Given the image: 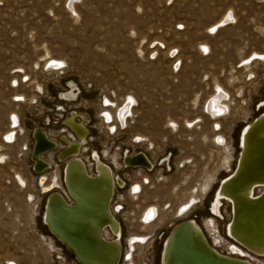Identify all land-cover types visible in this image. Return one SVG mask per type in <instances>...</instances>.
<instances>
[{"label":"rangeland","instance_id":"obj_1","mask_svg":"<svg viewBox=\"0 0 264 264\" xmlns=\"http://www.w3.org/2000/svg\"><path fill=\"white\" fill-rule=\"evenodd\" d=\"M68 82L76 86L73 101L60 95ZM219 93L226 107L214 119L206 103ZM126 102L131 112L119 123ZM262 102L264 0H0V264H77L42 223L33 130L60 145L59 136L69 135L63 120L75 114L90 132L79 155L86 164L93 151L107 162L124 149L151 160L150 171L112 168L125 184L113 202L123 204L122 243L130 234L149 237L131 249L133 264H159L161 241L181 220L176 209L198 185L230 172L223 158L237 154L236 136L264 111ZM58 150L42 155L50 163L46 182L60 177ZM137 184L140 193L129 195ZM213 189L198 190L186 209L210 234ZM150 205L158 216L144 226ZM220 208L217 250L226 253L229 205Z\"/></svg>","mask_w":264,"mask_h":264},{"label":"water","instance_id":"obj_2","mask_svg":"<svg viewBox=\"0 0 264 264\" xmlns=\"http://www.w3.org/2000/svg\"><path fill=\"white\" fill-rule=\"evenodd\" d=\"M68 86L75 88L73 82H68ZM68 93L69 91H66L60 95L64 99L75 98L74 93H72L71 98H67L65 95ZM75 117V114H70L63 123L75 133L80 143H70L61 137V140L66 142L68 147L57 154V159L60 162L78 155L79 147L81 143L86 141V136L89 133L88 128L75 121ZM68 120H71L72 124H69ZM75 127H79L82 131L78 133ZM244 130L246 131L245 142L238 151L235 169L219 182L216 192L220 190L223 199L232 200V215L227 226L231 225L234 230L238 226L243 234L249 231L253 232L259 240V244H264V190L256 196L252 197L251 193L250 198H240L241 192L248 187L255 185L264 187L261 183L264 181V111L246 124L241 132ZM32 139L33 146L30 155L33 162L32 170L39 175L38 182L44 183L46 179L42 173L48 167L38 156L54 149L55 146L46 139L44 131L39 129L33 130ZM93 153L94 151L91 155ZM73 161L76 162V170L72 176L68 177L65 185L74 200V204L69 205L61 194L50 192L54 187L51 184L44 187L42 191L47 196L44 212L41 216L42 223L80 264H117L121 255L120 224L109 210L114 186L111 167L102 162L106 170L104 177H101L103 173L90 177L86 172L84 162L79 157L69 161L65 165V169ZM123 164L127 167L141 166L148 170L152 168L148 157L143 152H138L132 156L125 155ZM95 171L100 173L97 167H95ZM115 181L118 186L123 185L121 178L115 177ZM223 181L225 183H222ZM53 194L59 195L55 202L52 199ZM214 215L218 216L217 214ZM191 221L193 220L180 221L167 236V239L172 238L170 264H250L245 260L228 258L214 252L207 245L202 231ZM183 225H189V227L177 230ZM104 228L109 229L115 236L113 240L104 241L102 234ZM191 230L200 236L202 246L196 245ZM230 237L244 246L233 235ZM103 243L112 246L113 249H110L106 256L102 249ZM164 250L161 252L160 263Z\"/></svg>","mask_w":264,"mask_h":264},{"label":"bare ground","instance_id":"obj_3","mask_svg":"<svg viewBox=\"0 0 264 264\" xmlns=\"http://www.w3.org/2000/svg\"><path fill=\"white\" fill-rule=\"evenodd\" d=\"M73 2H76V1H73ZM224 20H227V17H225ZM51 62H53V61H51ZM53 64L58 65L57 62H53ZM65 96L67 98H71L72 97V90L69 91V93L66 94ZM221 98H222V94L221 93H219L217 95H211L209 97L207 103H206V109H207V111L212 116H214V119H219L221 117V115L225 111L226 105H225L224 102L221 101ZM69 100H73V99H69ZM261 105H264V102H262ZM130 112H131V109H129V104L128 103L127 104H124L123 106H121L118 109V111H117V120L119 121V123H121L122 121H124L128 117L127 114L130 113ZM104 118H105V120H110V118L108 119V116L107 115ZM67 122L70 124L71 123V120H68ZM242 128L240 129L238 135L236 136L237 154L236 155H233V154H230L229 151H228L227 155H225L224 158H223V164L225 165V166L223 165V167L228 168L227 170H229L230 172L228 174H226V176L222 177L216 183L213 182V181H211V179H208V182L207 183H204L202 185H198L199 187H197L195 189V193H193V195H191V197H189V198H192V199H188L185 205H186L187 208H189L194 203H196V199H197V195H198V190H199V193L202 194V196L203 195L206 196L207 193H208V191L211 188L213 189V186L215 185L214 189L212 190L213 192H212L211 200L209 201V204H208L209 215L211 217H209V219H207V221L205 220L206 221L205 223H207V226L212 231L211 232L212 234H210V232L207 231L208 229L205 227V225H203L204 226V229H202V227L200 226V224H198L194 219H192L193 221H191V223L193 225H195L196 227H198L202 231L203 236H204V239H205L207 245L214 252H216L217 254L223 255V256L228 257V258L245 260L246 262H248L250 264H254L252 261L256 262L257 264H264V244H259V240L257 239V237H255V235H254L253 232H250L249 231L248 233L243 234L238 229V226H236L235 230H234V227L231 228V225H228L227 226V223L231 219V215H232L231 214V203H232V200L229 199V198L223 199V195L220 192V190L216 192V190L218 188V185H219V182L222 179H224L225 177L229 176L234 171V169H235V166H236V163H237V158H238V151H239L240 147L243 146V144L245 142V139L244 138H245V132L246 131L244 130L243 132H241L242 131ZM75 130L78 133H80L82 131L79 127H75ZM44 133H45L46 139L49 140L50 142H52L53 145L56 147V143L48 137V135L46 134V132H44ZM214 137H215V139L217 141L220 140V143L218 142L219 145L224 146L225 139L221 135L216 134ZM73 142H76V141L73 140ZM78 151L79 152L81 151V147H79V150ZM46 153L51 155V150H48ZM78 156H71V158L66 159L65 161H63L62 162V167L60 169V177L59 178L58 177H53V178H51L47 182L45 181L44 183H40L41 184L40 189H43L44 187H47V186H49L51 184L54 187L51 189L50 192H56L58 194H61L62 197L64 198V200L67 202V204L73 205L74 204V200L71 198L70 193H69V190H68V188L66 187L65 184H66V180L68 179V177L72 176V174L76 170V162L73 161V162L69 163L67 165L66 169H65V165L69 161L74 160L76 157L78 158ZM90 157L93 158V159H91ZM90 157H89V159H90V161H92V169H93V172H95V173L94 174L93 173H89L88 169L85 166L87 174L90 177H95V176L100 175V174L103 173V175L101 177H104V172L106 170H105V167L103 166V163H102V160H101V157L99 156V154L96 151H94V153ZM38 158L40 160L44 161L40 157V155L38 156ZM112 159H113V163H115V158H112ZM220 159H222V158H220ZM44 162L47 165L49 164V161H44ZM116 164H117V161H116ZM150 166H151V162H150ZM95 167L98 168V170L100 172L99 174L96 173ZM46 169L43 171V173L46 171ZM43 176L45 177V175H43ZM38 178H37V182H38ZM211 178H213V176ZM45 179H46V177H45ZM222 183H225V181H223ZM261 183L264 185V181H262ZM22 184H23V182H22ZM133 187H135L138 190V187L137 186H133ZM62 188H63L65 194H63V192L60 191V190H62ZM255 189L258 192H255ZM99 190H102V189H99ZM263 190H264V187L261 186V185H255L254 187L253 186L248 187V188L244 189L241 192L240 198H243V197H249L250 198L251 193H252V197L253 196H256V195L260 194ZM75 192L78 193V191H75ZM58 194H53L52 199H53L54 202L58 198V196H59ZM46 196L47 195H45V198H46ZM229 201H231V202H229ZM224 202L228 203V205H229L228 215H229V213H230V215L228 217L227 222L225 223V226H224L223 231H224V234L227 236V238L229 240L225 244V250H226L227 253H220L217 250V248L221 247L224 244H223L222 238L220 237L221 234L219 233V230L217 229L218 227L216 225V222H217L218 216L219 215L221 216V208H219V206L223 205ZM44 203H45V200H44ZM182 206H184V205H182ZM156 210L157 209L155 207H153L152 205H150L149 207H147L144 210L143 216L146 215L147 213H149L146 216L147 217H151V215H155ZM43 212H44V204H43V207H42V213ZM211 212L213 214H211ZM42 213H41V216H42ZM214 214H217L218 216H216ZM186 220H188V219H186ZM190 220H191V218H190ZM214 220H216V222ZM175 225H177V224H175ZM174 226H172V228ZM186 227H189V225L180 226V227L177 228V230H180V229H183V228H186ZM172 228L170 230H172ZM170 230L168 231V233L165 235V237L161 241L160 251H159V255H158V262H159V264H170V255H171V250L170 249H171V240H172V238L167 239V236L169 235ZM191 232L193 233V237H194V240L196 242V245L202 246L203 243L200 241V236H198L197 234H195L193 230H191ZM205 233H207V235ZM102 234H103V231H102ZM217 234H219V235H217ZM211 235L220 244L218 246L215 245L216 246L215 247L216 249L210 245V243H209V241L207 239V238H209L211 240ZM229 235L230 236L233 235V237L235 239H237L238 241H240L245 247L242 246L237 241H235ZM136 236L139 237V238H137L136 241L144 242L145 239H146L145 236H143V235H136ZM103 237H104V235H103ZM103 239H104V241H111L114 238H109V236H107V237H104ZM120 242H121V236H120ZM103 247H102V249L105 252V256L110 252V249L113 250L112 249V246L107 245L105 243H103ZM131 249L132 250L134 249V245L131 246ZM163 249H165V250L163 251L162 262L160 263L161 252H162ZM11 264H14V263H11Z\"/></svg>","mask_w":264,"mask_h":264},{"label":"built area","instance_id":"obj_4","mask_svg":"<svg viewBox=\"0 0 264 264\" xmlns=\"http://www.w3.org/2000/svg\"><path fill=\"white\" fill-rule=\"evenodd\" d=\"M72 90V93H74V95H75V98L73 99V100H75L76 99V97H77V94L75 93V91H76V86H75V88H71V87H69L68 85H67V91H71ZM62 98V97H61ZM62 100H64V101H73V100H69V99H64V98H62ZM126 103H128V102H126ZM126 103H124V104H126ZM123 104V105H124ZM129 107H130V103H129ZM124 120V119H123ZM64 121V120H63ZM105 121V120H104ZM63 125L65 126V128H66V131L67 132H69V135H67V134H62V135H60L59 136V143H60V145H58L54 140V142L56 143V147L55 148H57V147H59V150H58V152H57V154L60 152V151H62V150H64V149H66L67 147H68V144L66 143V142H64V141H62L61 140V137H64L68 142H70V143H80V140L78 139V137L75 135V133H73L72 132V130H70V128L68 127V126H66L64 123H63ZM89 134H90V132L88 133V135L86 136V141L84 142V143H81V145H80V147H81V151H82V148L86 145V143H87V138H88V136H89ZM33 140V139H32ZM73 140H75L76 142H73ZM142 140L141 139H137L136 141H135V143H139V142H141ZM4 143H6V144H10V143H12V141H9V139L8 138H6V137H4ZM32 146H33V143H32ZM55 148L54 149H52V150H55ZM31 149H32V147H31ZM31 149H30V153H31ZM51 150V151H52ZM84 150H86V148H84ZM80 151V152H81ZM80 152L78 153V155H80ZM138 152H133V153H129V150L128 149H124L123 151H121L120 153H119V156L117 157V162H118V164H115V163H113V159H110V160H108L107 162L103 159V156H101V155H99L100 157H101V160H102V162H104L105 164H107L108 166H110L111 167V170H112V175H113V183H114V186H113V195H112V198H111V200H110V202H109V210H110V212L112 213V215L118 220V222H119V224H120V236L122 237V230H121V221L117 218V215H118V213H120L122 210H123V204H121L120 202H113L114 200H113V198H114V194H115V190H119V189H122L123 187H124V181H123V185H121V186H118L117 184H116V181H115V177H119L117 174H113V169L112 168H114V167H116V165H118V167L120 168V169H124V168H136V167H127V166H125L124 164H123V157L125 156V155H129V156H132V155H135V154H137ZM43 154H47L46 152L45 153H43ZM43 154H41L40 155V157L44 160V161H49V159L47 158V159H45V158H43ZM57 154H56V156H55V158H56V160H57ZM78 155H76V156H78ZM91 155H89V157H90ZM47 157H48V154H47ZM79 158H80V156H78ZM52 158V157H51ZM91 158V157H90ZM81 159V158H80ZM89 159V158H88ZM91 159H93V158H91ZM82 160V159H81ZM150 160V159H149ZM83 162H84V164H85V166H86V168L88 169V171H89V173H95V172H93V169H92V161H88L87 162V164H86V162L84 161V160H82ZM32 162V161H31ZM57 162L58 163H61L59 160H57ZM32 165H33V162H32ZM47 167L48 168H50V163L47 165ZM137 167H141V166H137ZM47 168V169H48ZM142 169H144V170H146V171H150V170H148V169H146V168H144V167H141ZM152 170V169H151ZM43 175V174H42ZM120 178V177H119ZM38 183V185L41 187V184L39 183V182H37ZM40 193L41 194H44L43 193V191H42V189H40ZM128 193H129V195H132V196H135V195H137V194H139L140 192H139V190H137L135 187H133L132 185L128 188ZM221 207V206H220ZM178 208V207H177ZM186 209H187V207H186V205H184V206H181V207H179L178 209H176V211H175V216L177 217V218H179V219H181L180 221H182V220H186V219H190V218H188V217H186V215H187V212H186ZM143 213H144V211L142 212V214H141V217H140V222H141V224L142 225H144V226H149V225H152L155 221H156V219H157V216H158V213H157V210H156V212H155V215H151V217H147L146 215H148L149 213H147L146 215H144L143 216ZM190 213V212H189ZM189 213H188V216H189ZM211 214H213L212 212H211ZM220 216V215H219ZM218 216V217H219ZM192 220V219H191ZM206 232V231H205ZM206 235H207V233H205ZM103 235H104V237H107V236H109V238H114L115 236L109 231V229H107V228H104L103 229ZM136 235H139V234H130L129 236H130V238H126L125 240H124V243H122V238H121V255H120V258H119V260H118V262H117V264H133V262H134V252L135 251H133L132 252V250H131V246L132 245H135V249L134 250H136V248L138 247V246H141V245H144L145 243H146V241L148 240V235H145V241L144 242H141V241H136L137 240V238H139V237H137ZM227 237V236H226ZM229 240V239H228ZM211 241V240H210ZM124 244V245H123ZM211 244H213V242L211 241ZM129 250H130V254H129ZM131 252H132V254H131ZM227 253V252H226ZM77 261V260H76ZM254 264H257L256 262H254V261H252ZM73 264V263H72ZM77 264H80L78 261H77Z\"/></svg>","mask_w":264,"mask_h":264},{"label":"flooded vegetation","instance_id":"obj_5","mask_svg":"<svg viewBox=\"0 0 264 264\" xmlns=\"http://www.w3.org/2000/svg\"><path fill=\"white\" fill-rule=\"evenodd\" d=\"M148 159H149V158H148ZM116 161H117V160L115 159V164H116ZM149 161L151 162V160H149ZM117 164H118V162H117ZM151 167L153 168L152 162H151ZM152 168H151V169H152ZM135 186H137V187H138V190L140 191V187H141V186H140L139 184H137V185H135Z\"/></svg>","mask_w":264,"mask_h":264}]
</instances>
